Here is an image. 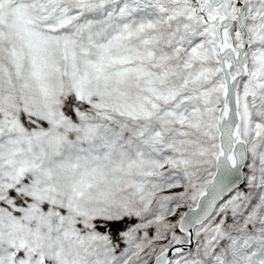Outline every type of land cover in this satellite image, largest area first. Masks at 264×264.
<instances>
[{
	"label": "snow or ice",
	"instance_id": "snow-or-ice-1",
	"mask_svg": "<svg viewBox=\"0 0 264 264\" xmlns=\"http://www.w3.org/2000/svg\"><path fill=\"white\" fill-rule=\"evenodd\" d=\"M0 264H264V0H0Z\"/></svg>",
	"mask_w": 264,
	"mask_h": 264
}]
</instances>
